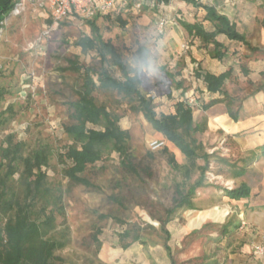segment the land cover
I'll return each instance as SVG.
<instances>
[{"label":"rangeland","instance_id":"1","mask_svg":"<svg viewBox=\"0 0 264 264\" xmlns=\"http://www.w3.org/2000/svg\"><path fill=\"white\" fill-rule=\"evenodd\" d=\"M173 6L171 9L163 7L158 10L143 7L137 13L126 12L121 18L126 19L128 16L130 21L124 26H119L111 15L104 19L100 17L97 23L103 38L126 59L130 54H137V47H143L141 38L146 31L154 29L162 36L167 20L179 19V15L192 19V15H188L183 8L176 4ZM176 10L178 11L175 12ZM263 17L264 9L255 3L250 4V8L244 11L242 16L244 25H250L247 29L251 42L260 45L262 51L264 27L260 28L254 19L261 21ZM48 19L47 12L28 5L21 14L9 16L2 27L0 91L3 93V99L0 101V112H4L7 121L0 127V145L5 143L9 133H13L14 140L23 141L27 148L34 147L39 142L52 145L54 155L46 171L52 181H61L63 185L64 213L56 214L57 231L63 229L69 237L68 244L61 251L64 258L62 264H99L97 259L105 264H170L162 245L163 238L157 220L166 217L165 210L172 204L173 183L180 179V174L171 168L162 147L151 150L148 146L149 140L160 136L161 133L155 131L140 112L131 111L121 95L103 89L94 92L99 102L122 115L120 125L129 130L130 144L135 155L134 163L139 173L135 175L120 168L118 154L115 152L109 159H103L86 168L84 174L96 188L69 180L61 172L62 162L56 151L63 150V145L68 142L63 132V125L71 121L66 103L76 97L74 88L78 83L76 73L64 70L67 65L65 57L76 54L80 62L88 64L93 62L94 52H81L74 44V40L81 33L90 32L84 21L76 19L65 22L54 30L52 35L41 43V47L29 49L28 43L38 36ZM160 19L165 22L161 31L157 28ZM251 54L262 56L263 52ZM165 57L167 58V55ZM166 67L169 68L167 65ZM177 70L175 68V71ZM111 72L120 77L117 69L112 68ZM168 77L166 76L163 82L151 83L145 79L142 85L138 83L140 89L151 96L156 111H170L176 101L175 92L171 94L173 82L169 81ZM250 82L242 87L238 86L240 95L252 91ZM190 97L194 99L192 109L196 111L199 102L196 104L195 98L192 95ZM203 131L196 132L194 137L186 133L188 140L198 139L196 147L199 153L207 151L210 155L204 186L197 189L196 197L200 193L207 196L211 194L218 202L219 208L226 209L231 204L222 199V188L230 189L234 184L224 178L225 168L220 166V163L217 164L215 159L228 157V141L224 137L216 139L215 136H208L209 134ZM165 147L173 152L174 145L171 142L166 140ZM175 158L179 162L185 160L178 152ZM195 198L196 207L208 205L205 197L201 202L195 201ZM115 199L122 204L115 202ZM210 211L212 212L213 208H203L200 212L194 208L187 209L165 224L170 232L168 244L177 264H200L206 261L212 264H226L232 260V254L236 252L235 248L242 238L241 230L220 235L221 218L206 220L202 228L189 225V222L193 225L200 222L198 213L206 218ZM126 228L131 230V235L135 229L139 230L144 242L134 241L128 247L122 248L121 242L125 243L131 239V236L119 239V233ZM193 229L198 230L193 232ZM95 233H98L97 236L102 242L98 250ZM230 240L234 241L232 246ZM255 243L258 242L254 240L252 244Z\"/></svg>","mask_w":264,"mask_h":264},{"label":"trees","instance_id":"2","mask_svg":"<svg viewBox=\"0 0 264 264\" xmlns=\"http://www.w3.org/2000/svg\"><path fill=\"white\" fill-rule=\"evenodd\" d=\"M150 1L158 10L161 4H167L172 0ZM182 1L205 10L202 20L210 22L212 29L205 28L202 21L178 20L189 36L199 38L203 44H213L210 51L212 57L221 58L225 52V46L216 39L218 34L241 41L251 51L260 49V46L251 45L245 34L238 31L234 20H230L226 14L217 10L216 0ZM248 1L250 3L260 1L264 4V0ZM12 7V0H0V26ZM108 16V13H96L91 18L83 19L90 32L81 33L74 40V44L81 52H94L93 62L88 64L80 62L76 54L65 57L67 65L64 70L76 73L78 83L74 88L76 97L66 103L71 121L63 125V132L68 142L63 145V150L56 151L62 162L61 172L69 180L96 188L97 186L84 174L86 168L103 159H109L115 152L118 154L120 168L135 175L139 173L134 163L135 155L130 144L129 130L120 125L122 115L99 102L94 92L103 89L121 95L131 111L140 112L152 128L161 133L185 157L184 162H179L173 152L168 151L165 145L162 147L167 155V162L180 174V179L173 183L172 204L165 210L166 217L157 220L163 238L162 245L170 264H177L168 244L170 232L165 224L179 213L195 208L194 198L197 189L204 186L210 155L207 151L199 153L196 147L198 139L188 140L186 133L194 137L196 132H202L204 129L201 124L194 121L192 104L185 98L174 103L173 111L155 110L151 96L140 89L137 81L127 76L122 53L103 38L97 21L100 17L104 19ZM121 16L122 13L114 17L119 26H124L126 19H122ZM70 21L73 19L62 20L59 27ZM141 48H136V55L140 54ZM112 68L119 71L120 77L112 74ZM194 74L202 77L208 91L223 93L222 100L229 115L236 117L237 100L234 98L236 95L233 97L224 89V81L229 77L230 69L218 75L209 72L201 75L197 71ZM260 75L261 80L257 83L248 80L253 86L252 91L264 89V71H261ZM2 94L0 91V101L3 99ZM214 102L216 100L211 99L203 108ZM6 117L4 112H0V127L6 123ZM4 142L0 145V264H62L64 258L61 251L69 240L67 232L63 229L57 231L56 225V214L64 213L63 185L61 181H52L46 171L54 155V149L46 142H39L36 146L27 148L23 141L14 140L13 133H9ZM230 160L228 157L215 159L217 164L223 165L225 174L227 170L231 172L233 169ZM222 190L224 195L233 199L245 197L248 193L242 185ZM115 202L122 204L116 199ZM237 226L238 223L230 219L229 222L220 225L219 233L232 234ZM97 234H94L96 250L102 244ZM118 236L120 240L131 236L130 241L121 242L122 248L128 247L134 241L144 242L137 229L132 231L131 235V230L126 228ZM96 254L95 252V256ZM97 260L99 264H105L100 259Z\"/></svg>","mask_w":264,"mask_h":264},{"label":"crops","instance_id":"3","mask_svg":"<svg viewBox=\"0 0 264 264\" xmlns=\"http://www.w3.org/2000/svg\"><path fill=\"white\" fill-rule=\"evenodd\" d=\"M132 2L130 0V4ZM174 4L187 11L188 15H192V19L180 17V15L179 19L189 22L202 21L205 28H213L210 22L202 20L205 14L202 7L193 6L182 0H172L167 4H161L159 8L171 9L174 8ZM250 4L252 3L248 0H216L217 10L226 14L230 20H234L238 31L243 32L250 44L254 45L249 37V29H247L250 25L245 26L243 23L245 21L242 20L244 11L250 8ZM255 4L264 9V4L260 1ZM143 6L146 9H155L150 0H147ZM126 12L137 13L135 10L129 9L124 10L122 15ZM196 13L201 17L199 18ZM108 14L111 15L110 12ZM126 20L127 24L130 18L127 16ZM254 20L260 28L264 27V17L261 21L256 18ZM165 25L162 37H167V46L163 53L167 55L166 60L169 64L167 76L171 77L173 82L171 94L175 92L176 101L188 99V97L192 99L190 97L192 95L195 98V103L199 102V108L196 111L193 109L194 121L203 126V132L209 134L208 136H215L216 139L224 137L228 141V158L231 159L233 169L229 167L232 171L227 170L224 178L231 181L234 187L242 185L248 191L247 196L239 199L222 196L227 204H231L222 210L219 208L218 202L214 200V196L200 193L195 201L201 202L205 197L208 205L202 208L195 206L194 209L200 212L203 208L210 207L213 208V211L207 213L206 218L198 213L200 222L197 225L189 222V225L201 228L210 218H221V224L233 219L235 223H238L234 233L241 230L242 238L238 241L236 252L232 254V260L226 264H264V256L251 255L253 241L264 242V89L247 91L241 95L238 90V86L246 85L248 80L254 83L261 80L260 72L264 71V50L262 51L261 46L257 45L260 46V49L251 51L241 41L229 39L224 34H218L216 39L225 46V52L221 58L212 57L210 51L213 44H203L199 38L189 36L177 18L174 21L167 20ZM258 51L263 52V55L251 54ZM175 68L178 70L175 71ZM228 69H230V75L224 81V89L233 97L236 95L234 98L237 100V107L234 118L229 115L225 102L222 100L223 93L208 91L202 77L194 74L197 71L201 75L206 72L218 75ZM211 99H215L216 102L203 108V105ZM158 137L163 136L160 134ZM172 151L175 155L176 152L181 154L175 146ZM203 218L204 220L201 221ZM213 219L210 220L214 221ZM233 243L234 241L230 240V246Z\"/></svg>","mask_w":264,"mask_h":264},{"label":"built area","instance_id":"4","mask_svg":"<svg viewBox=\"0 0 264 264\" xmlns=\"http://www.w3.org/2000/svg\"><path fill=\"white\" fill-rule=\"evenodd\" d=\"M13 7L8 16L1 21L0 33L3 25L9 16L21 14L26 6L33 5L36 9H42L47 12L49 21L45 24L36 38L28 43V48H39L44 40L50 37L51 33L56 30L60 22L64 19H76L83 21L93 17L96 13H108L112 16L122 13L124 10L133 9L139 12L147 0H12ZM164 20L160 19L157 24L159 31L162 30ZM194 99L189 98L187 102L192 104ZM166 144L164 137L152 138L148 142L151 150H157ZM251 254L257 257L264 256V242L251 245Z\"/></svg>","mask_w":264,"mask_h":264},{"label":"clouds","instance_id":"5","mask_svg":"<svg viewBox=\"0 0 264 264\" xmlns=\"http://www.w3.org/2000/svg\"><path fill=\"white\" fill-rule=\"evenodd\" d=\"M143 47L139 55H129L125 59L127 76L141 84L145 79L151 83L164 81L167 76L168 61L163 53L167 37L160 36L154 29L145 32L141 38ZM171 81V77H168Z\"/></svg>","mask_w":264,"mask_h":264}]
</instances>
